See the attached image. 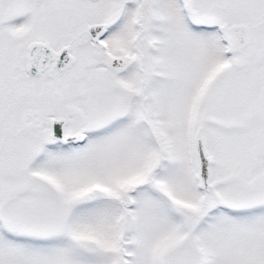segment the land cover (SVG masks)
<instances>
[{
  "label": "snow or ice",
  "instance_id": "obj_1",
  "mask_svg": "<svg viewBox=\"0 0 264 264\" xmlns=\"http://www.w3.org/2000/svg\"><path fill=\"white\" fill-rule=\"evenodd\" d=\"M0 264H264V0H0Z\"/></svg>",
  "mask_w": 264,
  "mask_h": 264
}]
</instances>
